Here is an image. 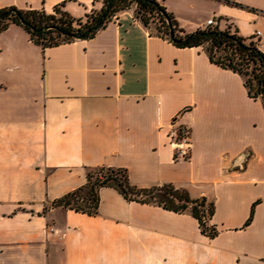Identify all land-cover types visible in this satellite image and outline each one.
<instances>
[{"label": "crops", "instance_id": "1", "mask_svg": "<svg viewBox=\"0 0 264 264\" xmlns=\"http://www.w3.org/2000/svg\"><path fill=\"white\" fill-rule=\"evenodd\" d=\"M158 1L186 32L217 17L264 52V0ZM59 4L84 18L103 0H0V9ZM135 10L53 47L15 24L0 34V264H264V105L238 73L202 47L176 46ZM174 118L192 131L188 161L173 159ZM103 166L127 169L138 188L174 184L213 202L218 235L114 187L100 189L95 215L52 206Z\"/></svg>", "mask_w": 264, "mask_h": 264}, {"label": "trees", "instance_id": "2", "mask_svg": "<svg viewBox=\"0 0 264 264\" xmlns=\"http://www.w3.org/2000/svg\"><path fill=\"white\" fill-rule=\"evenodd\" d=\"M227 4H235L228 0ZM136 6L135 15L145 26L155 25L157 33L178 47H202L210 61L243 78L248 96L260 99L264 105V52L252 38L237 30L204 27L194 32L180 28L174 16L158 0H103L99 9H92L84 18H76L56 5L52 12L44 9L9 6L0 9V34L10 25H19L30 39L42 48L58 46L77 39L93 38L121 11ZM102 187L116 188L128 201L153 204L177 213L189 212L198 221L201 232L214 238L218 228L210 223L215 211L206 198L192 199L188 192L174 184L138 188L131 184L125 168L98 167L87 174L81 187L55 200L52 206H62L76 212L95 215ZM253 205L247 225L252 221Z\"/></svg>", "mask_w": 264, "mask_h": 264}, {"label": "built area", "instance_id": "3", "mask_svg": "<svg viewBox=\"0 0 264 264\" xmlns=\"http://www.w3.org/2000/svg\"><path fill=\"white\" fill-rule=\"evenodd\" d=\"M220 27L221 20L217 17L208 19L204 27ZM261 33L258 31L257 35ZM167 138L169 144L173 148L174 161H188L192 156V131L191 128L185 124H179L177 118L170 121L167 131ZM51 231H54V227H50Z\"/></svg>", "mask_w": 264, "mask_h": 264}, {"label": "rangeland", "instance_id": "4", "mask_svg": "<svg viewBox=\"0 0 264 264\" xmlns=\"http://www.w3.org/2000/svg\"><path fill=\"white\" fill-rule=\"evenodd\" d=\"M212 18H215V17H212ZM153 26H155L154 24H152Z\"/></svg>", "mask_w": 264, "mask_h": 264}]
</instances>
